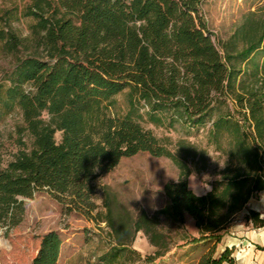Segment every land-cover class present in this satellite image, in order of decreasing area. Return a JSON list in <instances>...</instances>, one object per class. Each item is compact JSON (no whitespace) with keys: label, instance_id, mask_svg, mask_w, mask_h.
<instances>
[{"label":"trees","instance_id":"obj_1","mask_svg":"<svg viewBox=\"0 0 264 264\" xmlns=\"http://www.w3.org/2000/svg\"><path fill=\"white\" fill-rule=\"evenodd\" d=\"M201 2L30 0L23 12L33 18L28 37L0 28L2 50L16 56L0 76V121L14 112L21 119L19 147L0 162V224L16 226L23 198L39 191L65 212L89 216L98 208L94 179L122 157L147 152L178 169L162 186L168 203L154 217L125 211L124 218L106 200L96 221L107 223L115 244L94 264H132L139 257L128 245L138 231L156 247L153 257L167 252L157 215L179 227L186 215L194 219L198 236L182 239L199 250L195 264H237L233 247L215 253L234 216L264 190V16L244 17L215 41ZM123 91L128 108L114 113ZM143 122H179L187 133L201 131L205 146L180 138L171 149ZM209 147L221 166L209 190L194 194L188 177L210 159ZM243 219L264 228L259 211ZM62 242L56 230L43 233L28 264H57Z\"/></svg>","mask_w":264,"mask_h":264},{"label":"rangeland","instance_id":"obj_2","mask_svg":"<svg viewBox=\"0 0 264 264\" xmlns=\"http://www.w3.org/2000/svg\"><path fill=\"white\" fill-rule=\"evenodd\" d=\"M29 3L30 0H0V28L7 26L19 37H28L29 25L33 18L24 16L23 12ZM201 11L216 41L226 39L244 17H263L264 0H202ZM23 54V51L18 53L19 56ZM15 61L16 56L4 52L0 43V76L10 69ZM115 99L113 112L123 114L128 108L126 91L117 94ZM20 122L18 112L0 121L2 166L6 165L19 147L15 126ZM143 125L151 128L158 137L166 139V144L171 149H175L174 143L180 138L194 142L199 149L205 146V138L201 131L187 133L179 122L171 128L154 127L147 122H143ZM22 137V141L28 147L30 143L28 136L23 133ZM56 138H59L58 133ZM208 155L210 159L206 163L199 162L203 168L189 177V185L193 183L194 177L195 189L199 191L210 188L211 182L216 179V169L221 166V160L216 158V153L211 147L208 148ZM177 176L178 169L169 158L139 152L122 157L111 170L94 179L96 186L94 201L98 208L89 216H83L75 211L65 212L64 206L44 191L36 192L31 198H23L24 212L21 221L12 228L0 224V264H28L38 247L40 235L49 230H56L62 241L69 238L59 264H94L98 255L115 244L107 223L96 221L104 217L106 211L104 202L108 200L113 212L116 215L122 213L124 218L127 216L125 211L130 217L141 212L154 217L156 210L168 203L162 190L163 183L174 180ZM240 218L241 215L236 214L232 223H239ZM154 225L166 234V242L169 250H172L153 257L156 249L149 244L143 231L140 232V236L136 232L128 245L130 247L133 244L136 236L135 245L139 258L132 264H195L199 256L198 249L189 251V247L186 250H183L181 245L173 247V244L187 232V222L179 227L171 219L157 215ZM230 237L231 235L227 233L224 241ZM233 252L235 255V251Z\"/></svg>","mask_w":264,"mask_h":264},{"label":"crops","instance_id":"obj_3","mask_svg":"<svg viewBox=\"0 0 264 264\" xmlns=\"http://www.w3.org/2000/svg\"><path fill=\"white\" fill-rule=\"evenodd\" d=\"M208 190L209 188H206L203 191L195 189L197 194H204ZM249 209L259 211L261 213V216H264V190L260 192L258 198L249 199L243 209L237 213L241 215L240 222L237 224H235V222L231 223L228 230L223 234L221 241L217 244L216 254H219L225 246H229L234 248V251L236 253L234 257L236 259L237 264H264V228L252 227L251 225L244 223L243 217ZM186 222L187 232H185V235L198 236V230L195 226L194 219L190 215L185 216V224ZM140 232L141 231H138L137 235L140 236ZM227 233H229L231 237L228 240L224 241V237L227 236ZM67 240H69V238L65 239V241H63L61 244L57 264H59L60 257L67 246ZM135 241L136 236L133 241V244L130 247L136 251L137 247L135 245ZM176 245H181V247L184 248L183 250H186L193 244L187 243L186 239L184 238H180L178 241L175 242V244H173V247H175ZM151 246L156 249L155 246ZM171 250L172 249L168 250L167 252H170Z\"/></svg>","mask_w":264,"mask_h":264},{"label":"clouds","instance_id":"obj_4","mask_svg":"<svg viewBox=\"0 0 264 264\" xmlns=\"http://www.w3.org/2000/svg\"><path fill=\"white\" fill-rule=\"evenodd\" d=\"M192 179H193V183H191V184L189 185V187L192 188L193 191H194V194H196V191H195V184H194V180H195V178L193 177Z\"/></svg>","mask_w":264,"mask_h":264}]
</instances>
